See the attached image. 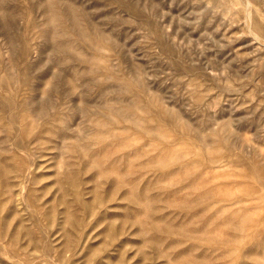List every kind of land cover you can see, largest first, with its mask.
Returning <instances> with one entry per match:
<instances>
[{
    "label": "rangeland",
    "instance_id": "1",
    "mask_svg": "<svg viewBox=\"0 0 264 264\" xmlns=\"http://www.w3.org/2000/svg\"><path fill=\"white\" fill-rule=\"evenodd\" d=\"M0 192V264H264V0H0Z\"/></svg>",
    "mask_w": 264,
    "mask_h": 264
},
{
    "label": "bare ground",
    "instance_id": "2",
    "mask_svg": "<svg viewBox=\"0 0 264 264\" xmlns=\"http://www.w3.org/2000/svg\"><path fill=\"white\" fill-rule=\"evenodd\" d=\"M4 180V179H3ZM4 184V183H3ZM0 194H1V192H0ZM11 215H12V213H11ZM33 242V241H32Z\"/></svg>",
    "mask_w": 264,
    "mask_h": 264
}]
</instances>
